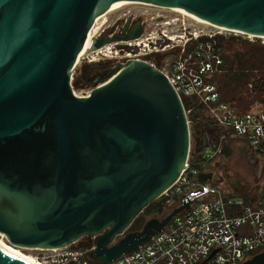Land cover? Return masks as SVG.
Listing matches in <instances>:
<instances>
[{
  "label": "water",
  "instance_id": "1",
  "mask_svg": "<svg viewBox=\"0 0 264 264\" xmlns=\"http://www.w3.org/2000/svg\"><path fill=\"white\" fill-rule=\"evenodd\" d=\"M136 2L264 36V0H0V234L12 246L56 249L96 236L90 258L110 264L190 204L183 196L163 218L125 233L178 179L188 155L189 122L161 72L128 60L90 92H73L91 29ZM141 33L135 21L94 37L90 51ZM0 264L30 263L0 247ZM242 264H264V249Z\"/></svg>",
  "mask_w": 264,
  "mask_h": 264
},
{
  "label": "built area",
  "instance_id": "2",
  "mask_svg": "<svg viewBox=\"0 0 264 264\" xmlns=\"http://www.w3.org/2000/svg\"><path fill=\"white\" fill-rule=\"evenodd\" d=\"M156 21L155 31L145 33L142 22L139 38L104 45L85 58L92 55L93 61L98 56L120 64L128 60L149 63L164 75L181 101L183 97L193 103L189 113L194 108L204 112L214 126L229 131L253 156L264 159V108L241 109L222 101L214 81L223 64L218 40L223 32L230 31L185 16ZM150 54H163L165 63L157 66ZM185 113L187 116L186 110ZM219 150L214 142L189 145L183 170L162 196L167 202L177 198L170 212L181 206L183 196L189 198L190 204L159 233L110 264H242L264 249V191L246 196L245 202L208 183L212 177L199 180L201 173H209L203 166ZM82 239L65 247L40 249L47 253L43 264H91L96 236L88 237L87 245L79 246Z\"/></svg>",
  "mask_w": 264,
  "mask_h": 264
},
{
  "label": "rangeland",
  "instance_id": "3",
  "mask_svg": "<svg viewBox=\"0 0 264 264\" xmlns=\"http://www.w3.org/2000/svg\"><path fill=\"white\" fill-rule=\"evenodd\" d=\"M124 13L127 15L131 14V18H134V20H141L143 22L142 26L144 27L145 33L152 30L155 31L153 28L156 26L155 23L157 22V18H180L181 16H184L167 9L156 8L154 6L152 7V5L147 6L146 4H132L123 7L120 6L113 9L97 21L93 27L94 30H91L92 36L97 37L105 26L117 22V19L123 17ZM220 38L228 40L229 42L225 50L226 55L237 51L243 52L253 46H256V48L260 50L264 49V38L248 37L245 34H236L233 32H223V36ZM89 53L90 52L86 54ZM86 54L79 58L72 71V75L74 74L75 78L79 82L78 88H73L74 93L77 95L90 92V90L96 85V78L97 81H100V79H104L109 72H112L115 69L116 62L114 59L102 60L98 59V56H96L93 61L92 55H89L87 57L88 61L85 58ZM150 58L154 60L157 66L165 63V57L163 54L158 56L150 54ZM223 68L222 71L217 74V77L219 74L224 72ZM92 69L98 71L96 72L97 75L89 82H86V77H90L88 76V71ZM247 88L252 91L253 86L249 84ZM181 99L187 98L182 97ZM251 106L264 108V101L261 103L255 101ZM191 107H188L186 110L190 128V147L195 144L204 146L214 142L219 145L220 150H223V143L229 141L227 144H229L230 155H226L223 151H221L219 155L216 154L215 158L203 166V169H207L209 173H212V178L207 182L213 186L221 188L225 193L238 195L237 197L244 198L245 201H248V197L246 196L258 195L260 192L264 191V159L257 158L250 153H248L249 156L246 155L245 152L247 148L241 144V141L239 139L232 138L229 131H223L217 126H214L211 122H209L204 112L199 111V116L191 120V112H188ZM176 203L177 198H173L167 202L165 197H159L136 217L134 224L130 227V229L126 230L125 233L133 231L138 226L142 228L144 224L152 218H163L162 216L167 215L170 212L169 209L176 205ZM159 207L162 210L161 214H150L152 209L154 211ZM123 235L117 236L115 241L121 239ZM0 241L7 246L12 247V249L18 250L26 256H30L43 264V259L47 254L46 252L38 249L12 246L1 234ZM81 242L82 246L87 244L86 239H82Z\"/></svg>",
  "mask_w": 264,
  "mask_h": 264
},
{
  "label": "trees",
  "instance_id": "4",
  "mask_svg": "<svg viewBox=\"0 0 264 264\" xmlns=\"http://www.w3.org/2000/svg\"><path fill=\"white\" fill-rule=\"evenodd\" d=\"M228 43H229L228 40H224L223 38H220L218 40V45L221 47L223 51L222 68L224 67L223 68L224 72L219 74L218 77L216 76L214 78V81L217 85V90L220 99L222 101L234 103L241 109H247L255 101L260 103L264 101V49L260 50L256 48V46H253L243 52L237 51V52H232V54L226 55L225 50ZM88 72H89L88 76L90 77H86V82L92 80L93 77L97 75L96 72L98 71L92 69L89 70ZM71 80H72L71 82L72 88L77 89L79 82L75 78L74 74L72 75ZM249 84L253 86L252 91L248 90L247 88ZM191 104L193 106V103H191L189 99H182V105L184 107V110H187L188 107H191ZM198 116H199V110L196 108L192 109L190 114L191 120ZM228 142L229 141L223 143L224 148L223 150L217 152V155H219L221 151H223L226 155L228 154L230 155L229 144H227ZM247 151L248 150H246L245 154L249 156L248 153L250 152ZM152 211L153 209L150 211V214L154 215V214H161L162 210L159 207L156 208L153 212ZM135 219L133 220V222L131 223L128 229H130V227L134 224ZM140 229L141 227L138 226L136 229L129 232L139 231ZM82 238L85 239L86 236ZM79 246H82V242L79 243ZM257 252H254L253 254H256ZM90 262L91 264L97 263V261L92 259L90 260Z\"/></svg>",
  "mask_w": 264,
  "mask_h": 264
},
{
  "label": "bare ground",
  "instance_id": "5",
  "mask_svg": "<svg viewBox=\"0 0 264 264\" xmlns=\"http://www.w3.org/2000/svg\"><path fill=\"white\" fill-rule=\"evenodd\" d=\"M132 4H135V5H136V4H144V3H139V2H136V3H130V4L122 5V7H123V6H129V5H132ZM146 5H147V4H146ZM147 6H149V5H147ZM119 7H120V6H119ZM152 7H153V6H152ZM154 7H156V8H161V9H167V10H170V11H172V12H176V13H178V14H182V15H184V16H186V17H188V18H190V19H192V20H194V21H196L197 23L204 24V25H207V26L218 27V29L221 28V29H223V30L230 31V32H233V33H236V34H237V33H238V34H245V35H247L248 37H259V38H264V36H254V35H252V34H246V33H243V32L236 31V30H229V29H225V28H223V27H219V26L212 25V24H210V23H208V22H206V21H204V20H202V19H200V18H197V17H195V16H193V15H191V14L185 12V11H182V10H180V9H178V8H168V7H159V6H154ZM117 8H118V7H117ZM111 11H112V10H111ZM111 11H109V12H111ZM109 12L105 13L103 16H105V15L108 14ZM103 16H102V17H103ZM91 30H94V29L92 28ZM93 34H94V33H93ZM93 38H94V36H92L91 31H90V33H89V35H88V37H87V39H86V42H85V44H84V47H83V49L81 50V52H80V54H79V58L82 57L84 54L90 52V50H91V44H92V40H93ZM75 94H76V93H75ZM0 247H1L2 249H4V250H6V251H8V252H10V253H12V254H14L15 256L21 258L22 260H24V261L30 263V264H41L40 262L36 261V260L33 259L32 257H30V256H26V255L23 254L22 252H20V251H18V250H15V249H12V247L7 246L6 244H4V243L1 242V241H0ZM29 249H30V248H29Z\"/></svg>",
  "mask_w": 264,
  "mask_h": 264
},
{
  "label": "flooded vegetation",
  "instance_id": "6",
  "mask_svg": "<svg viewBox=\"0 0 264 264\" xmlns=\"http://www.w3.org/2000/svg\"><path fill=\"white\" fill-rule=\"evenodd\" d=\"M124 17V18H123ZM123 17L118 18L117 22L112 23L111 25H107L105 26L102 30L101 33L99 35H113L116 33H120L123 31V29L126 27V30L129 29V27H131V25L133 24V22L135 21H139L140 23H142L141 20H134V18H131V14H123ZM98 35V36H99ZM166 216V215H165ZM164 217V216H163ZM86 242L89 241L88 237L85 238ZM85 242V243H86Z\"/></svg>",
  "mask_w": 264,
  "mask_h": 264
}]
</instances>
